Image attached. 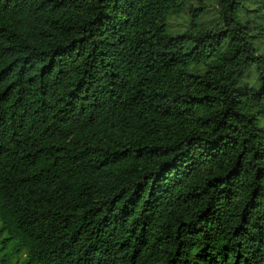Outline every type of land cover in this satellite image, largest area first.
<instances>
[{
    "label": "trees",
    "instance_id": "trees-1",
    "mask_svg": "<svg viewBox=\"0 0 264 264\" xmlns=\"http://www.w3.org/2000/svg\"><path fill=\"white\" fill-rule=\"evenodd\" d=\"M187 2L0 0V264H264V0Z\"/></svg>",
    "mask_w": 264,
    "mask_h": 264
},
{
    "label": "rangeland",
    "instance_id": "rangeland-1",
    "mask_svg": "<svg viewBox=\"0 0 264 264\" xmlns=\"http://www.w3.org/2000/svg\"><path fill=\"white\" fill-rule=\"evenodd\" d=\"M205 3L209 6V11L206 15L202 16V22L205 24H209L214 21L216 16V10L214 7L217 6V0H189L184 6L183 11L179 15H173L169 19V25L173 33H178L184 29H186L189 19L191 18V8L197 7L199 2ZM260 49L264 48V43H257ZM252 45L254 43L252 42ZM260 51V50H259ZM251 77L249 78L250 82Z\"/></svg>",
    "mask_w": 264,
    "mask_h": 264
}]
</instances>
